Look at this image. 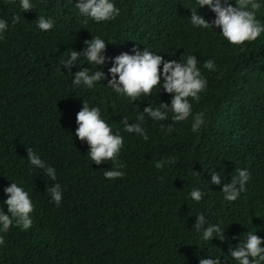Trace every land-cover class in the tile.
Instances as JSON below:
<instances>
[{"label": "trees", "instance_id": "trees-1", "mask_svg": "<svg viewBox=\"0 0 264 264\" xmlns=\"http://www.w3.org/2000/svg\"><path fill=\"white\" fill-rule=\"evenodd\" d=\"M30 2L33 9L24 12L21 0H0V18L8 21L0 39V206L10 215L4 190L12 182L28 191L35 205L30 229L14 221L8 232H0L5 240L0 264H200L209 257L238 264L230 247L248 232L264 239V33L232 45L215 25L193 26L191 9L209 23L215 19L197 0H112L120 14L99 23L80 14L79 0ZM256 2L262 5L257 19L264 23V0ZM230 3L235 6V0ZM16 15L20 21L13 25ZM39 16L52 19L54 27L39 29ZM95 36L108 42L109 58L134 54L133 48L180 62L195 55L208 85L198 103L189 98L192 116L173 122L170 111L164 121L144 114L147 141L124 131L125 117L137 123L150 104L170 106L173 94L157 86L133 102L114 92L107 85L112 59L97 68L81 56L68 72L63 61L74 49L83 52L85 41ZM209 59L214 71L203 68ZM82 68L103 71L107 79L92 88L74 85ZM84 101L98 106L124 137L118 157L122 178L106 179L104 171L115 165L95 164L87 141L75 135ZM197 112L204 113L205 124L193 132ZM27 148L56 169V181L30 164ZM158 161H164L162 169L155 167ZM237 169L251 178L247 191L229 202L222 189ZM215 172L222 176L219 185L211 183ZM55 183L63 190L59 206L47 192ZM193 188L205 193L201 201L191 199ZM201 213L208 224L225 230V240H203L194 228Z\"/></svg>", "mask_w": 264, "mask_h": 264}, {"label": "clouds", "instance_id": "clouds-1", "mask_svg": "<svg viewBox=\"0 0 264 264\" xmlns=\"http://www.w3.org/2000/svg\"><path fill=\"white\" fill-rule=\"evenodd\" d=\"M200 7L208 6L214 13L215 19L209 23L202 15L198 14L196 9H191V23L193 26L202 28L215 27L221 29L222 36L232 45H244L245 42L255 41L264 33V23L257 19V12L262 5L256 0H235V6L230 0H197ZM80 14L84 17L94 19L97 23L108 22L116 19L120 14V9L112 0H79L75 5ZM21 7L24 12L32 10L33 4L30 0H21ZM20 16L12 18V23H19ZM39 29L49 31L54 27V21L44 16H39L36 20ZM87 23V20H85ZM8 29V21L0 18V39H3V33ZM86 48L83 52L71 51L70 57L63 61L68 72L72 74V67L78 59L83 56L90 65L102 66L106 60L112 59L113 66L108 70L111 79L108 86L114 92L126 95L132 98L133 102L140 99L142 95H150L157 86L160 91L164 90L168 94H173L171 105L161 102L158 107L151 104L143 109V112L137 117V123L131 124L125 117L122 121L124 131L128 133H137L145 141L149 139L142 122L144 114H147L155 121H164L168 119L169 111L173 113V122H181L192 116L193 106L191 100L197 103L200 101V93L205 91L208 81L198 67L199 60L193 54L183 57V62L165 60L163 56L158 55L145 48L141 51L139 48H133L132 53L123 52L120 55L109 58L105 55L107 44L100 36H95L91 40L85 41ZM241 51L245 49L241 47ZM162 65V70H161ZM203 68L210 71L216 69L214 60H206ZM73 76V75H72ZM118 77V79H117ZM74 85H85L92 88L96 82L107 79V74L97 70L94 73L88 68H82L73 76ZM163 81V83H162ZM159 91V93H160ZM191 98V100L189 99ZM76 123L78 125L75 135L81 141H87L90 151L88 156L95 164L100 165L111 161L115 167L104 171L106 179L112 180L122 178L125 173L121 170L124 165L119 163L118 157L124 145V137L119 131H113L110 124L102 118L101 110L98 106L90 107L87 101H84L82 109L76 114ZM205 124L204 113L197 112L192 121L191 130L198 132ZM163 129V126H162ZM169 132L173 131L172 125L168 126ZM28 160L32 166L43 170L46 177L52 181L57 180L56 169L47 165L32 148H27ZM157 169L164 167V161H158L155 164ZM238 175L232 177L230 183L224 184L222 192L225 199L229 202L236 201L242 192L247 191L246 184L251 176L249 171L244 169L236 170ZM212 184L221 183L220 173H211ZM8 198L4 203L8 207L6 214L3 207L0 206V232H8L15 221L16 226L24 230L31 228L33 220L30 216L35 210L30 194L23 187L12 182L5 190ZM47 192L52 200L59 206L63 199V190L59 183L52 187H47ZM205 196V193L199 188H193L190 192L192 200L199 202ZM197 220L194 228L197 232H202V238L205 241L219 238L225 240V230L220 225L208 224L204 214L196 216ZM207 225V226H206ZM5 243L4 237L0 236V245ZM264 239L256 233L248 232L245 239L235 247H230L231 257L238 261V264H264ZM200 264H221L220 257L201 258Z\"/></svg>", "mask_w": 264, "mask_h": 264}]
</instances>
